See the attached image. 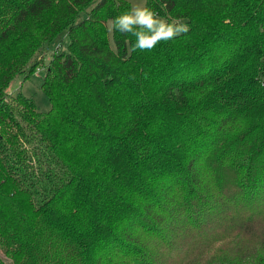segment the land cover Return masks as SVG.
<instances>
[{
	"label": "trees",
	"instance_id": "16d2710c",
	"mask_svg": "<svg viewBox=\"0 0 264 264\" xmlns=\"http://www.w3.org/2000/svg\"><path fill=\"white\" fill-rule=\"evenodd\" d=\"M146 3L189 32L129 54V0H0V264H264V0ZM65 31L40 112L7 90Z\"/></svg>",
	"mask_w": 264,
	"mask_h": 264
},
{
	"label": "clouds",
	"instance_id": "9594fccd",
	"mask_svg": "<svg viewBox=\"0 0 264 264\" xmlns=\"http://www.w3.org/2000/svg\"><path fill=\"white\" fill-rule=\"evenodd\" d=\"M106 26L109 33H129L136 38L129 48V54L137 50L151 51L161 42L174 40L190 30L182 19L161 17L147 6L146 0L133 4L127 11L109 19Z\"/></svg>",
	"mask_w": 264,
	"mask_h": 264
},
{
	"label": "rangeland",
	"instance_id": "374dc122",
	"mask_svg": "<svg viewBox=\"0 0 264 264\" xmlns=\"http://www.w3.org/2000/svg\"><path fill=\"white\" fill-rule=\"evenodd\" d=\"M129 1L131 2V5L143 2V0ZM86 16L87 13L84 12L81 14L80 19ZM61 43H63L62 47L64 48L69 43V36L66 31L50 44L48 51L44 54V61L42 65L35 71V73L29 79H25L23 75L17 76L8 87V93L13 95L22 93L34 100L40 112L49 111L51 109V102L46 92L42 89V84L46 73L45 67L49 63L52 53L57 50Z\"/></svg>",
	"mask_w": 264,
	"mask_h": 264
}]
</instances>
